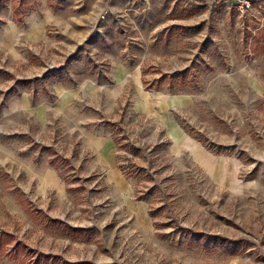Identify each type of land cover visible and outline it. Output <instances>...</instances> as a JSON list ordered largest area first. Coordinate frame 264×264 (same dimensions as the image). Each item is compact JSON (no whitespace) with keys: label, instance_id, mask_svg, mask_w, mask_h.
<instances>
[{"label":"rangeland","instance_id":"obj_1","mask_svg":"<svg viewBox=\"0 0 264 264\" xmlns=\"http://www.w3.org/2000/svg\"><path fill=\"white\" fill-rule=\"evenodd\" d=\"M202 1L0 0V264H264V0Z\"/></svg>","mask_w":264,"mask_h":264},{"label":"crops","instance_id":"obj_2","mask_svg":"<svg viewBox=\"0 0 264 264\" xmlns=\"http://www.w3.org/2000/svg\"><path fill=\"white\" fill-rule=\"evenodd\" d=\"M114 73V78L117 82H121V80L126 78V71L121 65H115L112 69ZM85 82V81H84ZM261 86V92L263 89L264 94V83L260 85ZM81 87H76L72 89H63L60 92L56 93L55 99L51 102L49 110H56V111H62L67 109L68 107H72L80 98L82 97H89L91 94V90L93 88L89 87L87 84H85L81 89ZM90 138H93V140L96 143V148H98L100 151L107 150L111 147V141L107 139L106 137H96V136H89ZM88 137V138H89Z\"/></svg>","mask_w":264,"mask_h":264},{"label":"built area","instance_id":"obj_3","mask_svg":"<svg viewBox=\"0 0 264 264\" xmlns=\"http://www.w3.org/2000/svg\"><path fill=\"white\" fill-rule=\"evenodd\" d=\"M214 2H223V4H232L237 7L238 10L245 8L249 5L251 0H212Z\"/></svg>","mask_w":264,"mask_h":264},{"label":"trees","instance_id":"obj_4","mask_svg":"<svg viewBox=\"0 0 264 264\" xmlns=\"http://www.w3.org/2000/svg\"><path fill=\"white\" fill-rule=\"evenodd\" d=\"M192 1H194V2H199V3L203 2L202 0H192ZM221 4H223V2H215V5H216V6H217V5H221Z\"/></svg>","mask_w":264,"mask_h":264}]
</instances>
